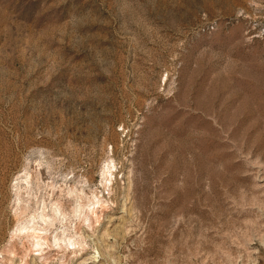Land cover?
<instances>
[{
  "label": "rangeland",
  "instance_id": "1",
  "mask_svg": "<svg viewBox=\"0 0 264 264\" xmlns=\"http://www.w3.org/2000/svg\"><path fill=\"white\" fill-rule=\"evenodd\" d=\"M0 264H264V0H0Z\"/></svg>",
  "mask_w": 264,
  "mask_h": 264
}]
</instances>
